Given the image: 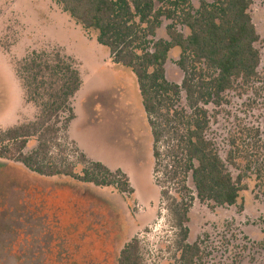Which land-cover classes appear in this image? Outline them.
I'll list each match as a JSON object with an SVG mask.
<instances>
[{
    "label": "rangeland",
    "instance_id": "rangeland-1",
    "mask_svg": "<svg viewBox=\"0 0 264 264\" xmlns=\"http://www.w3.org/2000/svg\"><path fill=\"white\" fill-rule=\"evenodd\" d=\"M252 1L264 77V0ZM193 3L198 7V0ZM167 24L164 20L155 40L168 39ZM97 37L57 0H0V132L37 115L25 100L16 63L33 52H58L73 61L83 81L68 130L74 144L63 156L79 163L84 153L112 171L122 170L134 188V194L123 195L68 177H41L0 159V264H118L120 251L133 239L144 264H182L180 237L154 183L152 135L136 76L113 63ZM179 54V48L171 50L165 64L167 80L177 84L183 79ZM229 98L213 115L208 135L223 158L229 134L238 127L258 129L264 144V84ZM36 146L31 141L25 153ZM247 183L235 206L194 202L187 242L202 247L197 264H264V186H259L264 181L252 177Z\"/></svg>",
    "mask_w": 264,
    "mask_h": 264
},
{
    "label": "trees",
    "instance_id": "trees-1",
    "mask_svg": "<svg viewBox=\"0 0 264 264\" xmlns=\"http://www.w3.org/2000/svg\"><path fill=\"white\" fill-rule=\"evenodd\" d=\"M57 1L85 29L98 32L97 41L109 49L113 63L135 74L152 135L154 183L180 237L182 264H197L202 247L187 242L194 202L235 206L248 179L264 181L258 129L231 132L225 158L208 136L213 115L230 103L232 93L243 96L264 84L253 1L198 0V7L193 0ZM164 20L168 39L155 40ZM175 48L180 49L176 64L183 72L181 84L166 78L165 64ZM15 67L25 100L37 115L0 132V159L18 162L41 177L63 176L134 194L122 170L112 171L84 153L79 163L63 156L66 146L74 144L68 130L76 118L73 100L83 84L73 61L58 52H33ZM31 141L37 146L25 153ZM140 250L133 239L117 263L144 264Z\"/></svg>",
    "mask_w": 264,
    "mask_h": 264
}]
</instances>
